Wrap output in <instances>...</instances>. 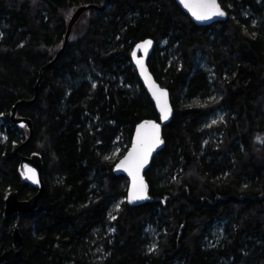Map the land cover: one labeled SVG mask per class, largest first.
I'll return each instance as SVG.
<instances>
[{
    "label": "trees",
    "instance_id": "trees-1",
    "mask_svg": "<svg viewBox=\"0 0 264 264\" xmlns=\"http://www.w3.org/2000/svg\"><path fill=\"white\" fill-rule=\"evenodd\" d=\"M218 1L227 19L199 26L175 0H0L3 264H264V0ZM87 4L98 9L79 18L57 56L71 14ZM145 39L173 116L144 174L148 199L128 204V182L106 153L118 139L126 152L139 122L159 121L130 59ZM214 87L219 98L203 104ZM16 103L31 122L26 143L27 129L9 119ZM220 108L225 121L203 129ZM208 132L219 137L205 143ZM34 152L43 162L37 209L5 216L8 191L36 193L18 172V156Z\"/></svg>",
    "mask_w": 264,
    "mask_h": 264
},
{
    "label": "water",
    "instance_id": "water-1",
    "mask_svg": "<svg viewBox=\"0 0 264 264\" xmlns=\"http://www.w3.org/2000/svg\"><path fill=\"white\" fill-rule=\"evenodd\" d=\"M176 4L179 6V8L190 18V20L195 24V25H199V26H206V25H210L212 23H217V22H221L227 19L228 15L227 12L221 7V9L226 13V15L224 17H213L212 19L209 20H205V21H197L192 14L188 11V9H186L183 4H181L180 0H175ZM217 2L219 3V1L217 0ZM220 4V3H219ZM91 9H98V7L96 5L93 4H87V5H81L79 7H77L73 13L71 14V17L69 18L68 22H67V29H66V33L64 35L63 38V42L61 45V48L59 50V52L57 53V56H59L64 48L66 47V44L69 40V37L71 35L72 29L74 27V25L76 24V22L78 21V19L87 11L91 10ZM151 40L152 43L146 44V41ZM154 41L152 39H145L143 41H140L138 43H136L132 49L131 55H130V59L132 62V65L137 73L138 79L143 87V89L145 90V92L147 93L148 97L150 98L152 104L154 105V108L159 116V121L156 122L154 120H143L141 122H139L136 127L134 128V132L131 138V142H130V146L129 149L127 150V152L123 155V157H121L119 160H117L113 166V172L116 176H123L125 177V179L128 182V186H127V191H126V202L128 204H135V203H142L145 202L148 199V188H147V183L145 181V177L144 174L145 172L149 169L151 161L153 159V157L162 150L163 144L159 145L151 154V156L149 157L148 161L146 162V164L144 165V168L141 170L140 172V176L143 178L144 183L146 185V190H145V195H146V199H142V200H135L133 202H129V193L132 189V177L128 174L127 171H125L122 167H118V165L120 164L121 160H123L125 158V156H127L128 152L130 151L133 141L136 138V133H137V129L138 127L143 124L145 121H153L156 124H159L160 126V137L162 139V129L165 125H167L173 116V107L170 101V94L169 91L165 88L162 87L154 78L153 74L151 73V71L149 70V66H148V59L151 56V53L153 52L154 49ZM133 53H135V56L133 55ZM137 61H140V63L138 64ZM52 64V63H51ZM50 64V65H51ZM151 85V87H150ZM155 87L157 89H162L164 91L167 92V103L169 105L170 108V115L168 120H162L160 119L161 113L157 107L156 101L153 98L152 95V88ZM19 105V103H16L10 110V122L11 124L16 127V128H26L28 131V137L25 140V143L28 142L32 136V127H31V122L29 119L27 118H23V117H18L17 116V106ZM18 153V149H15V155ZM19 157V164H18V172L19 175L22 179V181L31 186L32 188H34L36 190V193L29 197L28 199H24L21 200L18 198L17 196V192L16 191H8L6 193V197L4 200V215H11V214H17L19 215L20 213H25V212H32L34 210L37 209L38 206V201L39 198L41 196L42 190H43V179H42V169H43V162H42V158L41 155L34 152L31 153L29 156H18ZM35 181V182H34ZM13 242L14 244H20L21 243V237L20 234L18 232L17 229L14 230L13 234ZM8 253L4 252L0 255V264H3L4 259L7 257Z\"/></svg>",
    "mask_w": 264,
    "mask_h": 264
},
{
    "label": "snow or ice",
    "instance_id": "snow-or-ice-1",
    "mask_svg": "<svg viewBox=\"0 0 264 264\" xmlns=\"http://www.w3.org/2000/svg\"><path fill=\"white\" fill-rule=\"evenodd\" d=\"M180 2L197 21H205L213 17H224L226 15L217 0H180ZM145 43L150 45L152 41L149 40ZM133 55L135 56V53ZM137 63L139 64L140 61H137ZM152 95L161 113L160 119L168 120L171 110L167 103V92L153 87ZM215 123L216 121L214 120L213 124ZM161 144H163V140L160 137L159 124L153 121H145L138 127L136 138L133 141L130 151L118 165V167H122L132 177V189L129 193V202L147 198L145 195L146 185L140 176V172L152 152ZM152 250L155 251V248Z\"/></svg>",
    "mask_w": 264,
    "mask_h": 264
},
{
    "label": "rangeland",
    "instance_id": "rangeland-1",
    "mask_svg": "<svg viewBox=\"0 0 264 264\" xmlns=\"http://www.w3.org/2000/svg\"><path fill=\"white\" fill-rule=\"evenodd\" d=\"M163 45L164 44H161L160 48H163ZM175 57L176 56L172 55L173 59H175ZM195 64H196V66L198 68L206 71L208 73V76L211 78V81L213 80V78H214L213 69H212L211 65L209 64L208 59H207L206 56H204L203 54H197V57H196V60H195ZM219 96L220 95L218 94V91L214 87L213 90H212L211 95L209 96V98L203 104L214 102L215 100H217L219 98ZM224 115H225V112L221 108L215 110L210 115H208L207 118L205 119L203 129H208L212 125H215L217 123H221V122L225 121ZM214 120L216 121L215 124H213ZM218 137H219L218 134L208 132V135H206L205 143L209 142L210 140L215 141ZM259 139L260 140L264 139V136L260 135ZM124 149H125V145L122 143L121 139H118V140H116L114 142V144L112 145L111 149L106 153V157L108 159H111V160L120 159L127 152V151L124 152ZM124 200L125 199H119V200H116L114 202L113 206L111 207V211L109 212V220L110 221L113 218L112 216L114 214L113 213L114 210H116L119 207V205L124 202ZM156 231H157L156 228H151L149 226L146 229V234L148 235V239H149L148 248L150 250L155 248L156 244H157L156 237H158V234L156 233ZM112 234H113V228L108 226L107 227V233H106L105 237H107L109 235H112ZM216 234L217 235H215V233H214V235L212 236L214 238H212V239L210 238L207 241L209 245L215 244V241H218L219 239L222 238V230L219 228L218 232ZM99 241H101V239L99 238L97 240V236H96L95 244L98 245L100 243ZM98 248L99 247H97L93 252L96 254V257H99V256L102 257L104 254L100 253V250Z\"/></svg>",
    "mask_w": 264,
    "mask_h": 264
},
{
    "label": "bare ground",
    "instance_id": "bare-ground-1",
    "mask_svg": "<svg viewBox=\"0 0 264 264\" xmlns=\"http://www.w3.org/2000/svg\"><path fill=\"white\" fill-rule=\"evenodd\" d=\"M79 20V19H78ZM77 23V22H76ZM213 24V23H212ZM211 25V24H210ZM143 41V40H142ZM140 42V41H139ZM138 43V42H137ZM133 49V48H132ZM131 52H132V50H131ZM130 55H131V53H130ZM132 63V62H131ZM134 68V67H133ZM123 157V156H122ZM119 160V159H118Z\"/></svg>",
    "mask_w": 264,
    "mask_h": 264
}]
</instances>
